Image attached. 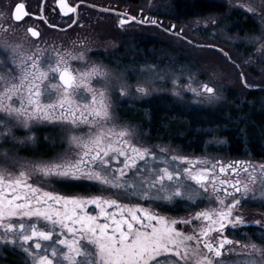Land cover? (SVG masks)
Wrapping results in <instances>:
<instances>
[{
    "label": "snow or ice",
    "instance_id": "1",
    "mask_svg": "<svg viewBox=\"0 0 264 264\" xmlns=\"http://www.w3.org/2000/svg\"><path fill=\"white\" fill-rule=\"evenodd\" d=\"M258 2L264 8V0ZM56 3L63 15L77 12V7L67 0ZM237 6L247 13L258 12L251 3ZM8 15L0 11V20ZM10 15L15 22H21L30 13L24 3H16ZM130 22L162 27L165 32L186 39L182 28L177 29L174 24L163 27L153 16L139 20L136 16L122 18L119 25L123 27ZM11 27L0 23L4 33ZM26 32L31 37L41 35L36 27L30 26ZM254 39L257 51L264 52V38ZM0 48L7 53L9 65L0 73V146L16 141V129L27 130L36 123H48L62 130L70 152L32 163L10 156V149L0 150V245L20 251L25 264H225L221 258L229 252L243 256L237 264H264V245L250 239L241 244L225 235L229 229L237 230L248 223L264 230V220L248 221L241 211L242 201L250 193L252 201H256L254 186L258 180L254 166L241 162L221 166V173L230 168L236 178L217 181L212 174L215 164L208 166L205 161L169 155L165 148L157 155L133 143L129 129L109 126L112 114L107 90L92 85L93 79L106 77V71L97 65L84 70L71 67V60L84 59L83 52L53 49L55 55L47 56L38 46L25 48L7 38L0 39ZM218 50L231 60L227 52ZM4 64L0 61V67ZM187 90L209 102L220 99L208 83L196 87L189 84ZM136 91L149 94V89L141 85H137ZM81 92L90 99L82 102ZM120 94H127L123 87ZM81 126L88 131L78 133ZM260 171L264 173V165ZM241 172L246 179L240 178ZM33 175L66 182L87 181L98 185L101 194L61 196L30 183ZM190 181L194 182V191H186V186H192ZM209 183L216 207L184 218L122 204L116 198L132 194L138 199L168 203L186 200L194 205L200 191L209 192ZM217 183L228 187L217 188ZM259 184L264 202V178ZM105 192L110 194L104 195ZM88 205L94 206L95 214L87 210ZM197 221L201 223L191 231L177 227Z\"/></svg>",
    "mask_w": 264,
    "mask_h": 264
},
{
    "label": "rangeland",
    "instance_id": "2",
    "mask_svg": "<svg viewBox=\"0 0 264 264\" xmlns=\"http://www.w3.org/2000/svg\"><path fill=\"white\" fill-rule=\"evenodd\" d=\"M103 1L120 5L121 8L127 9L133 16H136V13L141 17L144 15L153 16L162 21L163 27L174 24L177 29H183V37H186V39L165 32L162 27L148 25L140 27L131 24L116 28L110 21L91 18L88 21L81 22L80 29L70 32L68 35L46 34L44 38L42 37L36 41L28 37L21 27L12 25L8 20H0V23L5 27L12 25L11 28H8L7 33L0 30V39L7 38L10 42L22 43L25 48L35 49L38 46L47 56L55 55L53 49L60 52L64 50L83 52L84 59L71 60L70 65L73 69L80 70L97 65L106 71L107 76L103 79H93L92 85L95 88L103 87L107 90L112 114L109 126L115 125L118 128L129 129L132 133L131 140L133 143L141 147H147L157 155H160L161 148H165L169 155L188 157L192 161H205L208 166L215 164L216 167L212 174L215 175L216 180H222L218 168L220 169L221 166H225L229 162L234 164L235 160L224 153L222 148L227 144L223 139L213 135L216 133H213L211 126L195 130V133L205 135L197 152L188 149L181 150L169 142L147 141L140 130L139 124L120 119L116 108L120 105L133 108L144 103L146 107L147 104L151 103L150 100L157 99L160 102L163 101V104H166L165 107L173 104L181 107V110L189 112L193 110L211 112L229 110L233 114H239L241 108L249 109L252 106L264 110V52L257 51L258 44L254 39L257 37L264 38V18H262L264 8L260 7L258 0H207L221 5L224 11L222 10L223 12L217 15L191 16L176 22L171 20L169 16L170 4L173 0ZM178 2H181V0H178ZM248 3L257 7L258 12L256 14L247 13L244 8L237 6L238 4ZM149 4H151V7H149ZM232 12H240L249 16L256 25L254 30L237 31L236 29H229L227 18ZM213 20L216 21L215 24L206 23ZM143 43L149 45L146 47L148 52L155 44L160 43L158 52H155L156 56H153L155 61L151 63L144 62V64L134 67L128 65L126 68L119 66L114 59L112 67L107 62L112 55L116 54V51L131 50ZM209 45H215L216 47H208ZM218 49L227 52L231 60L226 58L222 52L217 53L214 51H219ZM151 54L153 55V53ZM110 60L109 62H111ZM0 61L5 62L0 67V73H2L9 67L6 63L8 55L2 48H0ZM137 63L139 62L137 61ZM241 73H243V76ZM189 77H192V79L189 80ZM202 83L213 86L220 99L209 102L204 96L194 95L187 90L189 84L196 87ZM137 85L148 88L149 94L141 95L138 93L136 91ZM122 87L127 92L123 96L120 94ZM251 92L260 94H254L257 97H251L249 96ZM79 99L83 102L90 99V96L81 92ZM209 121L216 122L217 120L210 118ZM216 130L214 129V131ZM87 131L86 127L81 126L78 133ZM14 136L16 141L12 142L10 140L0 146V150L10 149L9 155L22 162H46L57 156L70 154L69 145L62 134V130L48 123H36L27 130L23 128L16 129ZM28 137H32V139H28ZM40 140L47 143L48 147H45V155H29L33 154L34 148ZM243 149L241 148L240 152H243ZM235 158H245V165L256 168L258 180L254 186L256 201H252L253 193H250L249 197L242 201L241 207L242 209L245 207V209L250 208L255 211L258 206L264 205V202H261V186L259 184V180L264 178V173L260 171V166L264 165V156L259 158L249 156ZM240 178L246 179L247 177L241 172ZM29 182L45 191H51L61 196L86 197V195H90L92 197L101 194L98 185L87 181L66 182L57 178H40L33 175ZM188 183L192 186H186V191H194V182L190 181ZM73 186H80L84 191L80 193H78L79 191H71L69 188ZM224 187L228 186L218 185L217 183V188ZM228 190L232 191L230 187ZM105 193L110 194L109 192ZM214 196L211 183H209V192L200 191L197 203L194 205L186 200H177L173 203L154 199L144 200L146 204L152 207L162 206L164 210L170 212L177 210L178 207L184 204L183 202L187 204L188 208L197 207L202 202L215 203L213 201L215 200ZM221 197H223V192H221ZM3 247V245H0V264L4 263L1 258ZM222 259L225 264H237L238 261L243 259V256L232 253Z\"/></svg>",
    "mask_w": 264,
    "mask_h": 264
},
{
    "label": "trees",
    "instance_id": "3",
    "mask_svg": "<svg viewBox=\"0 0 264 264\" xmlns=\"http://www.w3.org/2000/svg\"><path fill=\"white\" fill-rule=\"evenodd\" d=\"M170 7V19L176 22L191 16L217 15L224 11L221 5L207 0H181V2L173 0ZM227 21L231 30L249 31L254 30V27H256L249 16L240 12H232L228 16ZM148 46V44L143 43L131 50L116 51V54L110 57L111 60L109 59L111 62L109 60L107 62L112 67L114 59L115 63L117 62L119 66L124 68L128 65L133 67L140 66L144 62L151 63L155 61L153 56H156L155 52H158L160 43L155 44L153 48L151 47L152 49L149 52L146 50ZM254 94L260 93L251 92L249 96L257 97ZM149 102L151 103L147 104L148 107H145L146 104L144 103L133 108H126L123 105L116 108L120 119L139 124L140 130L147 141L169 142L181 150L188 149L197 152L205 135L195 133V130L211 126L213 133H216L213 135L226 142L227 145L222 148L226 155L230 157L249 156L255 158L264 156V110L252 106L249 109L241 108L239 114H233L229 110L212 112L193 110L189 112L181 110V107L173 104L165 107L166 104L157 99ZM210 118H214L217 121H209ZM214 129L217 130L214 131ZM39 138L41 139V136ZM46 146L47 143L40 140L36 144L33 154L29 155H45ZM241 148H244L243 152H240ZM69 189L71 191H84L80 186H73Z\"/></svg>",
    "mask_w": 264,
    "mask_h": 264
},
{
    "label": "flooded vegetation",
    "instance_id": "4",
    "mask_svg": "<svg viewBox=\"0 0 264 264\" xmlns=\"http://www.w3.org/2000/svg\"><path fill=\"white\" fill-rule=\"evenodd\" d=\"M67 2L74 7H77L76 13H69L68 15H63L59 11V6L56 3V0H0V11H4L8 13V18L4 20H8L11 22L12 25L21 27L24 33L30 37L32 40L36 41L40 38H44L46 34L48 35H68L70 32H73L79 28L81 22L88 21L89 18L91 19H100L110 21L114 27L122 28L119 25L120 19H126L125 14L131 15L127 9L121 8L120 5L117 4H110L103 0H67ZM16 3H24L25 10L30 13V16L25 17L21 22H15L12 18L10 13L14 10V6ZM40 16L45 17V20H41ZM133 16V15H131ZM146 16V15H144ZM137 19H141L142 17L136 13ZM76 20L77 23L73 24L72 21ZM134 24L136 26L145 27V26H153L150 24H140L136 22H130L125 24L124 26ZM36 27L37 30L41 33L40 37H31L30 34L26 32L28 27ZM157 27V26H153ZM232 160L236 162H241L245 164L246 160L243 159H236L232 157ZM250 160V159H248ZM256 161V159H254ZM248 163V162H247ZM231 165V162L227 163L225 166ZM219 175L221 179H227L229 181L234 180L236 178L235 174L231 171L230 168H226L224 173L220 172L218 168ZM241 175V174H240ZM220 180V179H219ZM217 180V181H219ZM219 185V183H218ZM228 186V185H226ZM80 193V192H78ZM104 195H108L103 193ZM97 196V195H96ZM81 197V196H77ZM86 197H91L90 195H86ZM93 197V196H92ZM122 204H129V205H139L143 208H149L152 211L159 213L161 215L173 218H184L194 214L197 211L202 209L216 207L215 203H205L202 202L197 207L188 208L187 204L183 202L180 207L177 208L175 211H166L162 206H154L152 207L149 204H146L144 199H138L136 196L132 194H128L126 196H119L116 197ZM215 201V200H213ZM87 210L95 214L97 211L94 206L88 205ZM241 211L245 214V218L248 221L254 220H264V205L258 206L255 211H252L250 208L245 209V207ZM261 216V218H260ZM201 222L197 221L193 224L189 225H177L178 229L183 231H191L193 228H197ZM225 235L228 238L240 241L241 244H246L251 241L256 242L257 244L264 245V230H261L260 226L254 223H248L246 226L238 228L237 230L229 229L226 231ZM4 246V245H3ZM3 253H1L3 264H25L24 255L20 251H12L10 250V246L3 247ZM232 253H226L222 258L230 256ZM221 258V259H222ZM24 260V261H23Z\"/></svg>",
    "mask_w": 264,
    "mask_h": 264
},
{
    "label": "water",
    "instance_id": "5",
    "mask_svg": "<svg viewBox=\"0 0 264 264\" xmlns=\"http://www.w3.org/2000/svg\"><path fill=\"white\" fill-rule=\"evenodd\" d=\"M124 16H125L126 19L129 18V17H131V15H129V14H126Z\"/></svg>",
    "mask_w": 264,
    "mask_h": 264
}]
</instances>
